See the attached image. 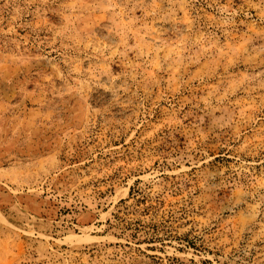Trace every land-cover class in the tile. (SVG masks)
Instances as JSON below:
<instances>
[{
    "label": "rangeland",
    "instance_id": "obj_1",
    "mask_svg": "<svg viewBox=\"0 0 264 264\" xmlns=\"http://www.w3.org/2000/svg\"><path fill=\"white\" fill-rule=\"evenodd\" d=\"M0 264H264V0H0Z\"/></svg>",
    "mask_w": 264,
    "mask_h": 264
}]
</instances>
